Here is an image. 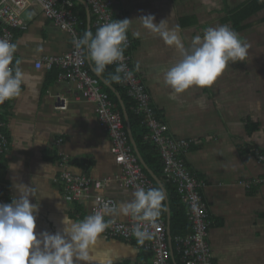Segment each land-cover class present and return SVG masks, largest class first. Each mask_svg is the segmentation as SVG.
<instances>
[{"label":"crops","instance_id":"1","mask_svg":"<svg viewBox=\"0 0 264 264\" xmlns=\"http://www.w3.org/2000/svg\"><path fill=\"white\" fill-rule=\"evenodd\" d=\"M27 1L30 6L21 12L24 25L15 29L14 53V67L24 73V82L20 95L9 100L3 112L9 145L1 170L8 203L19 195L15 184L32 187L30 201L39 205L36 232L55 233L63 230L65 215L74 221L87 217L98 194L92 188L79 200L65 194L60 182L64 157L71 173L97 180L114 178L121 168L111 153L110 135L99 125L95 104L78 100L77 83L60 80L58 67L38 68L37 63L45 58L69 52L71 37L56 28L34 0ZM73 1L81 20L83 12L86 14L87 31L94 34V16L87 2ZM258 2L262 7L255 10ZM248 8L251 16L234 22ZM114 9L116 19L130 20L127 36L132 41L133 66L151 95L158 117L174 139L192 142L183 157L192 172L207 183L202 193L212 221L208 242L214 264H264V184L250 188L242 185L264 176V164L258 157L264 154V0H114ZM149 14L155 16L156 23L168 21L179 37V46L166 45L157 33L143 26L139 18ZM220 25L229 26L250 45L248 58L230 63L209 88L193 87L173 95L163 82L164 72L181 59L182 50L190 49L195 36ZM86 58L103 89L122 97L117 82L94 71L87 50ZM49 92L68 97L67 109H58L62 103ZM122 116L125 120L124 111ZM131 133L130 142L141 162L144 157L136 141L139 153L132 143V129ZM164 187L171 233V210ZM133 192L111 182L101 193L119 206L130 201ZM105 217L120 221L129 218L118 211ZM142 252L123 239L102 236L90 249L93 264L149 262Z\"/></svg>","mask_w":264,"mask_h":264},{"label":"built area","instance_id":"2","mask_svg":"<svg viewBox=\"0 0 264 264\" xmlns=\"http://www.w3.org/2000/svg\"><path fill=\"white\" fill-rule=\"evenodd\" d=\"M85 1L94 16L95 30L102 24L113 22L116 19L114 0ZM33 4L40 5L50 22L71 37L69 52L61 56L45 58L42 62L37 63L38 68L45 66L48 70H52L54 67H58L62 72L59 76L60 80L77 83L75 97L78 100L83 98L95 104L99 125L102 130L110 135L112 140L111 153L116 164L121 168L120 174L115 175L114 178L97 180L90 175L71 173L69 161L67 157H64L62 160L64 169L60 177L64 192L70 198L79 200L89 189L92 188L97 191L96 205L89 215L102 211L104 204L110 208H118L116 200L101 193L111 182L120 183L134 191L137 187H142L145 190L154 188V182L145 173L143 165L133 150L122 114L117 110L110 94L103 89L100 80L91 73L86 58V48L84 46L77 47V43L83 35L80 31L82 20L75 12L74 1L34 0ZM29 6L27 0H0V39H7L15 44V29L24 25L21 12ZM14 61L15 54L13 67ZM121 63L125 67L124 71L120 73L122 80L119 82V86L133 102V112L143 118V125L147 129L144 140L157 149L163 165L164 179L176 188L191 224V233L177 236L174 239L176 249L180 254L181 264H214L212 248L208 242L212 221L202 193L207 183L192 172L183 157L192 142L185 139H174L169 133L168 126L158 117L151 95L134 69L132 41L129 37L124 51V59ZM112 66L117 67V64ZM126 73H130V75H126ZM49 95L62 103L58 109H67L68 97L60 94L52 95L51 92ZM8 101L0 104V203H8V190L1 180L2 160L9 145V140L4 131L7 123L3 121V112ZM258 157L264 164V154L259 153ZM252 184H264V176L253 181L242 182L246 188H250ZM104 219L108 226L101 234L102 237L105 239H123L133 244L138 250L152 254L149 262L140 260L133 264H176L173 261V252L168 239L167 221L163 213L155 224L137 221L131 215L126 221L105 216ZM137 224L147 227L151 233L152 238L145 240L142 244L138 243L134 236V227Z\"/></svg>","mask_w":264,"mask_h":264},{"label":"clouds","instance_id":"3","mask_svg":"<svg viewBox=\"0 0 264 264\" xmlns=\"http://www.w3.org/2000/svg\"><path fill=\"white\" fill-rule=\"evenodd\" d=\"M139 19L145 28L157 33L166 45L179 46V37L175 29L169 27L167 20L156 23L152 14ZM129 22L125 18L102 24L95 34L86 31L77 43V47L86 48L88 59L94 64L97 74H103L109 65L117 64L115 73L110 77L111 81L117 83L121 82L120 73L125 67L121 62L127 46ZM249 49L250 45L243 42L229 26L208 27L203 36L194 37L190 49L182 50L181 59L164 72L163 82L173 95L193 87L209 88L230 63L245 61ZM15 52V44L0 39V104L21 93L24 73L12 66ZM14 187L18 197H13L9 203H0V264H93L90 249L108 226L104 219L106 214L118 211L122 216L131 215L137 221L155 224L162 212L166 211L162 189L137 187L132 199L120 204L118 209L104 204L102 211L80 221L65 215L62 231L37 233L39 205L30 201L32 187L24 184H15ZM134 236L141 244L152 238L147 227L141 224L134 227Z\"/></svg>","mask_w":264,"mask_h":264},{"label":"trees","instance_id":"4","mask_svg":"<svg viewBox=\"0 0 264 264\" xmlns=\"http://www.w3.org/2000/svg\"><path fill=\"white\" fill-rule=\"evenodd\" d=\"M255 10L261 9L262 4L261 3H256L255 4ZM251 16V13L249 12V8L244 10L243 12L239 13L237 15V17H235L233 20L234 22H238L239 23L241 21H244L245 19H247L248 17ZM238 17L240 18L238 20ZM82 25L80 26V31L82 33V35L87 31V21H86V14L85 12H83L82 15ZM96 30L94 31L95 34ZM115 73V67H113L112 65H109L105 72L103 74H105L109 80H111V74ZM114 83V82H113ZM116 88L119 90V92L122 95V98L124 100L125 106H126V110L128 112L129 118H130V124L133 130V135L135 138V141L137 143V146L139 148V151L141 153V155L144 157V160L146 161V163L148 164V166L153 170V172L155 173L156 176H158L160 179H162V181L164 182L166 189L168 191V203L170 206V210H171V235H172V247H173V253H174V259L173 261L176 264H181V258H180V254L178 252V250L176 249V244L174 239L177 236H184L187 235L189 233H191V224L186 216V208L184 206V204H182L181 200H180V196L178 195L176 188L168 183L165 179H164V175H163V165H162V161L159 157V153L157 151V149L152 146L150 143L145 142L144 137L147 133V129L146 127L143 125V118L141 116L136 115L133 110H132V106H133V102L131 101V99L127 96L126 92L123 91L122 89L119 88L118 83H115ZM106 91L111 95L112 100L114 101V103L116 104L117 109L122 113L123 115V111H122V106L119 103L117 97L115 94L112 93V91L108 88H106ZM125 122V120H124ZM126 124V123H125ZM145 172L148 174V172L145 170ZM149 175V174H148ZM150 176V175H149ZM154 182V188H160V185L153 179ZM166 206V211H163V216L166 218V214H167V198L165 197V200L163 202ZM167 219V218H166ZM142 255L144 256V259L146 260H151L152 258V254L142 250Z\"/></svg>","mask_w":264,"mask_h":264},{"label":"water","instance_id":"5","mask_svg":"<svg viewBox=\"0 0 264 264\" xmlns=\"http://www.w3.org/2000/svg\"><path fill=\"white\" fill-rule=\"evenodd\" d=\"M87 8H88V10L90 11V8H89V6H88V4H87ZM118 94V93H117ZM117 94H116V96H117ZM119 96V97H118ZM118 100H119V103L121 104V106H122V109H123V111H124V114H125V122H126V124H127V126H128V128H129V137L132 139V133H131V124H130V119H129V115H128V113H127V111H126V107H125V103H124V100H123V98L118 94ZM134 137V136H133ZM134 139V138H133ZM133 145L135 146V148H136V150H137V152L139 153V151H138V149H137V146H136V143H135V140H133ZM141 162H142V164L144 165V167H145V169L147 170V172L151 175V177L160 185V187L161 188H163V191L166 193V190H165V187H164V184L162 183V181H161V179H159L154 173H153V171L152 170H150L149 169V167L147 166V164L145 163V161L143 160V159H141ZM168 237H169V239L170 240H172V235H171V233H170V226H168Z\"/></svg>","mask_w":264,"mask_h":264},{"label":"rangeland","instance_id":"6","mask_svg":"<svg viewBox=\"0 0 264 264\" xmlns=\"http://www.w3.org/2000/svg\"><path fill=\"white\" fill-rule=\"evenodd\" d=\"M15 62V61H14ZM92 73V72H91ZM98 78V77H97ZM99 79V78H98ZM100 80V79H99ZM65 81V80H64ZM111 97V96H110ZM112 99V98H111ZM113 101V100H112ZM114 102V101H113ZM117 108V107H116ZM118 110V109H117ZM119 111V110H118ZM121 113V112H120ZM123 117V116H122ZM123 120H124V118H123ZM141 163V162H140ZM145 171V170H144ZM146 173V172H145ZM147 174V173H146ZM152 180H153V178L151 177V176H149ZM1 180L3 181V178H2V172H1ZM3 183H4V181H3ZM4 185H6L5 183H4ZM7 187V186H6ZM8 190V189H7ZM167 232H168V224H167ZM168 239H169V237H168ZM172 240H173V238H172ZM171 240V241H172ZM169 243H170V239H169ZM170 248L172 249V247H171V245H170ZM172 252H173V249H172ZM173 256H174V254H173ZM173 259H174V257H173Z\"/></svg>","mask_w":264,"mask_h":264}]
</instances>
